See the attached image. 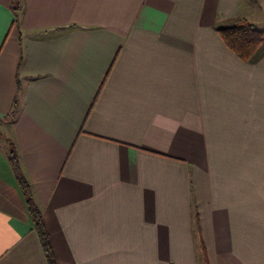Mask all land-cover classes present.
<instances>
[{"label": "crops", "instance_id": "0c3cea01", "mask_svg": "<svg viewBox=\"0 0 264 264\" xmlns=\"http://www.w3.org/2000/svg\"><path fill=\"white\" fill-rule=\"evenodd\" d=\"M241 17L264 0H0V264H49L12 148L58 264H264V44L217 29Z\"/></svg>", "mask_w": 264, "mask_h": 264}, {"label": "trees", "instance_id": "16d2710c", "mask_svg": "<svg viewBox=\"0 0 264 264\" xmlns=\"http://www.w3.org/2000/svg\"><path fill=\"white\" fill-rule=\"evenodd\" d=\"M14 9L16 10L17 7ZM217 29L226 45L244 61L252 60L258 49L264 44V28H259L255 23L243 17L235 19L232 23L218 26ZM9 160L25 196L29 217L39 235L47 261L49 264H58L50 243L49 233L43 221L41 209L34 198L30 183L22 173L14 148L10 149ZM200 247L203 264H209L203 242H201Z\"/></svg>", "mask_w": 264, "mask_h": 264}]
</instances>
